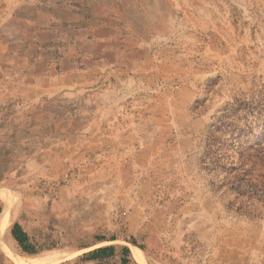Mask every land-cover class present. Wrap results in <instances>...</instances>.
<instances>
[{
	"label": "rangeland",
	"instance_id": "obj_1",
	"mask_svg": "<svg viewBox=\"0 0 264 264\" xmlns=\"http://www.w3.org/2000/svg\"><path fill=\"white\" fill-rule=\"evenodd\" d=\"M58 2L31 28L0 9V141L16 125L28 147L0 181L10 226L72 254L58 264L106 244L138 264L134 247L146 264H264V164L207 136L234 97L264 110V0ZM0 264H18L1 245Z\"/></svg>",
	"mask_w": 264,
	"mask_h": 264
},
{
	"label": "trees",
	"instance_id": "obj_2",
	"mask_svg": "<svg viewBox=\"0 0 264 264\" xmlns=\"http://www.w3.org/2000/svg\"><path fill=\"white\" fill-rule=\"evenodd\" d=\"M253 116V118H251ZM262 124L264 127V110L262 108H255L252 102L243 100L238 97H234L232 102L227 103L222 109L221 113L215 117V122L212 124L207 136L211 138V144L214 145L217 150L227 149L230 145L241 147L245 145L247 148H253L257 150L256 161H251V164H264V153H259L260 150L264 151V132L262 135L250 141V135L253 123ZM18 127L16 125L11 127L9 134L4 133L2 138L4 140L0 141V181L5 180L8 174L11 172L12 168L19 165L28 156L26 153L28 147L22 146L20 144L21 138L18 135ZM229 140L228 145L225 142ZM27 143V142H25ZM24 143V144H25ZM19 148V149H18ZM22 151H25V156L22 155ZM23 157V159L21 158ZM217 165L226 166L225 161L216 160ZM232 163V162H230ZM232 165V164H231ZM231 168H234L232 166ZM243 176H235L234 180L241 181ZM264 186V180L261 181ZM2 203L0 201V217L3 212ZM10 235L16 242L21 253L27 255L37 254L39 251L36 246L31 242L27 232L17 221L13 222L10 226ZM133 245L138 246L141 250L142 246L138 245L134 240H131ZM118 254L117 256H115ZM112 257L117 258L116 264H138L136 263L132 256L131 250L128 245H116V244H106L93 248L79 257L78 261L74 264H80L79 261H105Z\"/></svg>",
	"mask_w": 264,
	"mask_h": 264
},
{
	"label": "bare ground",
	"instance_id": "obj_3",
	"mask_svg": "<svg viewBox=\"0 0 264 264\" xmlns=\"http://www.w3.org/2000/svg\"><path fill=\"white\" fill-rule=\"evenodd\" d=\"M17 193L12 189H0V201L2 203L3 212L0 217V245L2 249L18 264H58L72 256L70 252H48L44 254L22 255L11 251V249L2 240L8 233L11 224V211L17 200ZM3 241V242H2ZM4 243V244H3ZM139 250L134 247V253L141 264H146L139 254Z\"/></svg>",
	"mask_w": 264,
	"mask_h": 264
},
{
	"label": "crops",
	"instance_id": "obj_4",
	"mask_svg": "<svg viewBox=\"0 0 264 264\" xmlns=\"http://www.w3.org/2000/svg\"><path fill=\"white\" fill-rule=\"evenodd\" d=\"M46 5H47L46 3L37 5V4H34L32 2L31 3H27V2L25 3V2H22L20 0H6V4H2L0 6V9H1V11L2 10L4 11L7 9V11L9 12V17L6 18L5 21H8V20L20 21V26H23V24L26 23V25H28L31 28L33 26L40 25V21L48 22L50 20L49 16L47 17V14L43 13L44 11L63 8V6L61 5V2H58V0H56L51 5V7H49V6L47 7ZM25 9L29 10L31 12V14L27 15V16H23L20 12L25 10ZM10 12H11V14H10ZM16 32L19 33L20 35H23L21 33L20 29L19 30L17 29ZM17 41H34V38H33V36H31L30 39H26V40H24V38H22V40L18 38ZM15 56H16V54H15ZM23 62H24L23 59H20L19 61H15L16 67H20V70H25V69H23V68H25V66L21 67Z\"/></svg>",
	"mask_w": 264,
	"mask_h": 264
}]
</instances>
